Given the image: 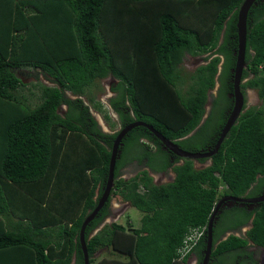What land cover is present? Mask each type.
Instances as JSON below:
<instances>
[{"label": "trees", "instance_id": "1", "mask_svg": "<svg viewBox=\"0 0 264 264\" xmlns=\"http://www.w3.org/2000/svg\"><path fill=\"white\" fill-rule=\"evenodd\" d=\"M241 1L0 0V264H83L78 229L102 191L117 132L102 131L80 98L94 81L115 80L107 104L119 129L143 121L184 150L212 148L225 115L202 119L206 93L219 78L217 100L229 101ZM201 53L203 64L181 70L184 55ZM244 62L240 91L254 89L260 104L242 108L208 165L177 163L143 126L123 136L108 199L84 228L88 264L101 249L118 257L95 264H186L190 255L198 263L217 199L264 191V0L247 11ZM23 67L53 83L40 85L34 106L17 92ZM87 101L109 120L102 103ZM132 160L145 168L122 179ZM167 168L173 179L153 183L148 171ZM114 196L140 212L139 225L126 217L95 230ZM249 219L244 236L233 234ZM191 227L201 236L177 259ZM249 241L264 246V201L220 207L209 262L230 263Z\"/></svg>", "mask_w": 264, "mask_h": 264}, {"label": "water", "instance_id": "2", "mask_svg": "<svg viewBox=\"0 0 264 264\" xmlns=\"http://www.w3.org/2000/svg\"><path fill=\"white\" fill-rule=\"evenodd\" d=\"M256 0H242L240 5L237 9L236 14V49L234 51L235 61L234 66L232 68V77H231V84H232V106L229 110V113L220 128L218 133L217 139L213 144L212 148L206 149L204 151H187L180 148L175 142L165 138L155 129H153L150 125L143 121H132L120 129L116 130V134L112 139L110 150H109V159L107 163V173L104 181V185L102 187V191L96 200V204L89 211L84 218L82 219L79 229H78V242L80 246V250L82 253L83 264H88V255L86 251L85 241H84V228L88 224L89 221L93 219L96 215L98 210L102 207L105 201L108 199L110 189L113 184V167L115 163V159L118 157L119 153V146L121 145V140L123 136L133 127L135 126H143L145 127L152 135L158 139L160 144L162 145L163 149L168 150L169 152L173 153L174 155L184 158V159H193L197 160L200 158H210L213 154H215L220 146V143L226 136L227 132L229 131L230 127L234 124L236 118L238 117L239 113L243 107V95L239 89L241 72L244 67V49H245V34H246V15L247 11L251 4H253ZM97 194V191H96ZM264 201V191L254 197H236L231 195H225L220 197L216 202L212 209V212L209 215L207 220L206 228H205V247L202 251V258L199 264H207L209 260V255L211 251V229L212 223L214 220L215 214L218 212L219 208L226 204V202H241V203H250V204H257L259 202ZM73 260L70 262L72 264Z\"/></svg>", "mask_w": 264, "mask_h": 264}, {"label": "rangeland", "instance_id": "3", "mask_svg": "<svg viewBox=\"0 0 264 264\" xmlns=\"http://www.w3.org/2000/svg\"><path fill=\"white\" fill-rule=\"evenodd\" d=\"M202 54V53H201ZM201 54L198 55H184V57L181 60V63L179 64V67L183 72H191L195 69V66L199 64L197 59L201 56ZM207 54V53H206ZM16 75L21 79L23 82V86L19 87L17 89V92L22 95L26 103L29 106H34L39 102V95H40V85H47L51 86L53 83L49 81L47 76L43 74L40 70L29 68V67H23L16 70ZM115 82L114 79L107 76L103 79L96 80L93 83V86L88 88L86 90L85 96H80L81 100L88 105V110L90 114L93 115L95 120L97 121L98 125L100 126L102 131L105 132H113L119 129V125L117 123V117L115 113L112 112L110 107L107 104V99L111 95L110 92V86L111 84ZM213 91V90H212ZM211 91V92H212ZM69 97L71 96L69 93H67ZM246 105L247 106H253V105H259L260 99L257 97L256 91L251 88L246 89ZM87 97H92L93 102H100L103 104L105 110L107 111V114L109 115V120H104L102 117V113L95 110L93 107H91V104L88 103ZM180 163V161H179ZM207 161L205 163L198 164L196 161L194 162L195 168H200L205 165H207ZM144 168L142 164L140 166H135L133 162L126 163L119 171V176L122 179H128L129 177L133 176L135 173H137L140 169ZM152 173L153 179L152 182L156 184L166 183L168 181H171L173 178V172L169 177H162L161 179L158 178V175ZM110 212L108 216L100 223V225L95 229L97 230L105 223H110L111 221L116 220V222L124 224L125 218L128 217L129 222L132 223V226L137 227L139 225V218H140V212L136 210L133 207H130V205L122 201L118 196L111 197L110 199ZM125 213V214H124ZM124 214V215H123ZM123 215V216H122ZM121 216V217H120ZM120 217V218H119ZM93 231V233L95 232ZM229 232H226L222 238H224ZM235 235L240 236V232H233ZM250 243V242H249ZM109 251L106 250H98L93 255L92 258L94 259L93 264L100 259L103 255H109L110 258L112 257H118V255L114 252L108 253ZM191 255L187 258L186 263L187 264H195V260L193 259ZM233 263V260L230 262Z\"/></svg>", "mask_w": 264, "mask_h": 264}, {"label": "flooded vegetation", "instance_id": "4", "mask_svg": "<svg viewBox=\"0 0 264 264\" xmlns=\"http://www.w3.org/2000/svg\"><path fill=\"white\" fill-rule=\"evenodd\" d=\"M207 54L206 53H202L201 56L197 59V61L199 62L198 65L200 64H203V59L204 57L206 56ZM197 65V66H198ZM195 66V68L197 67ZM246 78H243L241 79L240 78V83L243 82L244 80H246ZM231 81V78H229V82ZM221 87V79L218 78V80L215 82L214 86L212 89L208 90L207 93H206V101H205V104H204V114L202 116V119H204L206 116H208L209 114L211 115H220L221 113H223V115H225V119L229 113V110L232 106V96H231V93L230 91H228L225 96L229 99V101L226 103V100L223 101L222 100H217L218 98H220L218 95V89ZM246 89L247 88H244L243 89V92L242 95H243V109H245L246 107H248L246 105ZM213 90V91H212ZM212 91V92H211ZM214 108L213 112L211 113V110ZM119 125V124H118ZM176 156V155H175ZM182 158L179 159V161L181 162ZM202 161H198V160H192V164L194 166V162L196 161L198 164L200 163H205L207 161V163L209 164V159L208 158H201ZM172 157H171V160L172 161ZM177 161V163L179 162ZM131 162L134 163L135 166H140L141 164H138L135 160H132ZM207 164V165H208ZM144 168L145 166L142 165ZM142 168V169H144ZM140 169V170H142ZM139 170V171H140ZM138 171V172H139ZM148 171V170H147ZM151 172V171H150ZM149 173V171H148ZM155 174L158 175V178L161 179L162 177H169L172 173V171L170 170V168H167L165 171H159V172H153ZM149 175L151 176V178L153 179V176H152V173H149ZM174 175V174H173ZM173 179V178H172ZM156 184V183H155ZM241 197H245L247 198L246 196H241ZM110 199L109 198V203H108V210L110 212L111 208H110ZM234 203H237L239 206H243L245 207L247 210H251L254 206H256L257 204H250V203H241V202H226V204L222 205L221 207L223 206H230V205H233ZM249 225H250V219L243 223L240 228L237 230V232H240L242 236L245 235V231L249 228ZM243 250V249H242ZM241 253V252H240ZM195 258V257H194ZM193 258V259H194ZM195 260V264H199L200 262H196V259ZM207 264H212V262L208 260ZM228 264H264V246H256V245H253V244H250V243H247L246 247L244 248V250L242 251V254H238L235 259L233 260V263H228Z\"/></svg>", "mask_w": 264, "mask_h": 264}, {"label": "built area", "instance_id": "5", "mask_svg": "<svg viewBox=\"0 0 264 264\" xmlns=\"http://www.w3.org/2000/svg\"><path fill=\"white\" fill-rule=\"evenodd\" d=\"M201 231H202L201 229H192L188 232V234L183 240L181 247L178 249L180 256L184 255L190 249L192 244L201 234Z\"/></svg>", "mask_w": 264, "mask_h": 264}, {"label": "clouds", "instance_id": "6", "mask_svg": "<svg viewBox=\"0 0 264 264\" xmlns=\"http://www.w3.org/2000/svg\"><path fill=\"white\" fill-rule=\"evenodd\" d=\"M244 66H245V62H244ZM244 68V67H243ZM231 76H232V74H231ZM240 85V84H239ZM240 89V88H239ZM201 121H202V119H201ZM192 132V131H191ZM190 132V133H191ZM180 158V157H179ZM182 159H184V158H182ZM190 160V159H189ZM193 160V159H192ZM179 163V162H178ZM222 197V196H221ZM219 199V198H218ZM217 199V200H218ZM192 229H198V228H196V227H191V228H189L188 230H187V232L185 233V235H184V237H183V239H182V242H181V245H182V243H183V240H184V238L186 237V235L188 234V232L190 231V230H192ZM237 232V231H236ZM229 234V233H228ZM227 234V235H228ZM234 234V233H233ZM226 235V236H227ZM200 236H201V234L199 235V237L195 240V242L200 238ZM225 236V237H226ZM238 236V235H237ZM240 236H242V235H240ZM224 237V238H225ZM223 239V238H222ZM195 242L192 244V246L190 247V249L184 254V255H182V256H180V254H179V252H178V249L181 247V245L178 247V249H177V259H181V258H183L186 254H188L189 252H190V250H191V248L193 247V245L195 244ZM250 242V241H249ZM248 242V243H249ZM250 244H252L251 242H250ZM192 256V255H191ZM192 257H194V256H192ZM195 259V258H194ZM72 261V260H71ZM187 264V263H186Z\"/></svg>", "mask_w": 264, "mask_h": 264}, {"label": "crops", "instance_id": "7", "mask_svg": "<svg viewBox=\"0 0 264 264\" xmlns=\"http://www.w3.org/2000/svg\"><path fill=\"white\" fill-rule=\"evenodd\" d=\"M72 260H73V258H72Z\"/></svg>", "mask_w": 264, "mask_h": 264}]
</instances>
